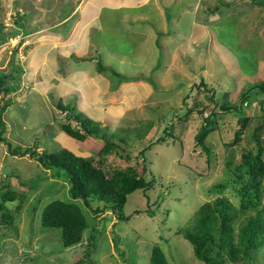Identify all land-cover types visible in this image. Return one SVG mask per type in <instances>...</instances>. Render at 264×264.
<instances>
[{"label":"rangeland","instance_id":"374dc122","mask_svg":"<svg viewBox=\"0 0 264 264\" xmlns=\"http://www.w3.org/2000/svg\"><path fill=\"white\" fill-rule=\"evenodd\" d=\"M23 35L27 38L22 39ZM15 49L16 62L24 69L12 80L8 64ZM98 53L104 68H115L116 72L111 69L114 73L130 78L100 71L95 63ZM37 54L40 57L35 61L32 56ZM122 64L127 68L119 71ZM0 75L14 88L9 96L0 94V109L2 102L10 100L1 115L0 195H15L4 203L12 220L0 226V264H150L154 246L161 248L168 264H204L177 231L189 226L202 204L220 196L214 190L220 184L222 195L238 209L240 184L233 181L227 164L232 168L239 164L241 154L257 150L253 135L264 121V111L258 101L242 104L250 121L236 144L232 141L240 129L239 115L220 113L216 130L204 142L208 156L194 138L203 108L211 106L219 112L225 102L240 103L248 89L264 87L262 4L0 0ZM200 81L217 92L214 102L205 86L195 85ZM188 88L191 97L186 101ZM132 91L140 92L134 100L126 94ZM71 102L74 113L91 118L93 111V120H104L100 124L105 139L124 151L127 159L115 153L102 157L105 168L123 170L132 165L141 172L144 159L145 180L154 181L149 190L130 194L122 212L91 215L95 248L89 244L87 231L80 244L64 248L59 230L40 225L41 212L49 202L68 198V185L53 178L31 153L62 148L84 158H101L97 152L105 140L78 142L62 131L65 124L79 127L62 110ZM170 123L171 135L165 136L162 130ZM160 137H165L162 144L141 153ZM257 137L264 145V131ZM7 142L12 148L20 147L19 154L13 156ZM262 188L264 211V180ZM90 206L101 208L95 202ZM261 245L253 253L252 264H264Z\"/></svg>","mask_w":264,"mask_h":264},{"label":"trees","instance_id":"16d2710c","mask_svg":"<svg viewBox=\"0 0 264 264\" xmlns=\"http://www.w3.org/2000/svg\"><path fill=\"white\" fill-rule=\"evenodd\" d=\"M251 2L262 4L264 7L262 0H252ZM211 11L215 13L216 9ZM22 28L24 30L22 32L26 33L23 26ZM13 53L8 64L12 72L9 77L12 80H17L19 75L22 74L23 68L21 64L16 62V49ZM95 60L100 71L111 72V70L108 69L109 71H107V69L102 67L101 54L98 53ZM114 76L117 75L114 74ZM6 78L0 75V94L4 97L14 92V88L10 83V86L5 84ZM120 78L127 79L124 76H120ZM195 85L205 86L203 81ZM206 89L208 88L206 87ZM207 91H210L211 94L209 99L214 102L217 92L212 88ZM189 97L191 96L188 93L185 100L187 101ZM253 101H258L261 107L259 109L264 111V87L262 85L248 89L241 95L240 103L237 105H229L225 102L220 105L219 108L221 109L219 112L211 106L203 108L201 111V125L194 139L196 146L201 148L205 156L209 155V149L204 144L205 139L216 130V123L221 117L220 113L222 115L227 113L239 115L240 129L235 133L232 141V144H236L240 141V135L244 127L250 121L249 117L244 116L241 108L242 104L246 105V102L250 103ZM9 102L10 100L8 99L2 102L3 106L0 109V134L4 131L1 115L6 107L9 106ZM198 106H201V104L198 103ZM62 110L67 111L70 114L69 117H73L79 123L78 129L72 128L70 124L61 126L62 131L69 138L78 142H86L90 138L103 139L105 141L97 152L98 156L101 157L97 160L77 156L68 149L62 148L53 152L43 151L38 155L31 153V155L36 156L42 166L51 172L53 178L62 180L68 185V198L65 200L55 199L49 202L41 212L40 225L43 229L59 230L64 248H71L80 244L85 239L87 231L90 240L89 244L95 248L97 235L96 231L93 230L91 215L108 210L122 212L130 194L138 190H149L154 181L145 180L144 159H142L141 172L132 165H128L123 170L105 168L102 157L106 155L115 153L119 158L127 159L122 148L113 141L105 139V132L101 128L100 123L88 118H81L80 114L74 113L76 110L73 102L66 103ZM175 117L177 120L185 118V116ZM172 129L173 124L170 123L162 131L167 136L171 135ZM263 131L264 121L254 131L253 138L258 146L255 152L241 154L239 164L232 166V168H230L231 163L227 164V168L230 169L229 171L233 175V181L240 184L238 189L240 198L238 209L233 208L229 200L222 195L221 191L224 187L220 184L214 189L220 196L202 204L194 213L189 226L177 231L179 235H182L191 244L194 257L204 264H252L255 261V257L253 258L254 251L261 244H264V211L261 209L262 182L264 180V145L257 137V134L263 133ZM164 141L165 137H160L149 142L141 150V153L146 152L155 145L162 144ZM7 144L8 150L12 151L13 156L19 154L20 147L12 148L10 143L7 142ZM14 196V193L11 192L0 195V212L3 211L0 214L1 227L11 223V216L4 208V203L12 201ZM90 202H95L101 208L97 207V209L93 210ZM86 208L91 209L90 213ZM153 213L149 212L148 214L153 216ZM103 219L107 221L109 217ZM150 264H168L163 251L158 246L152 247Z\"/></svg>","mask_w":264,"mask_h":264},{"label":"crops","instance_id":"0c3cea01","mask_svg":"<svg viewBox=\"0 0 264 264\" xmlns=\"http://www.w3.org/2000/svg\"><path fill=\"white\" fill-rule=\"evenodd\" d=\"M249 1H250V0H246V1H244V3H246V2L249 3ZM242 3H243V2H241L240 4H242ZM219 4H220V3H219ZM219 4H218V5H219ZM250 4H254V3H249V5H250ZM218 5H217V6H218ZM215 9H218V8H215ZM212 10H213V9H212ZM122 32H123V31H122ZM117 34H118V33H117ZM139 38L141 39V41H143V38H142V37H139ZM157 46H158V45H157ZM98 47L101 48V46H98ZM163 48H164V50H165L166 53H167V52L169 53V51H168V49H167L166 46H163ZM225 52H226V51L223 50V53H225ZM39 54H40V53H39ZM39 54H37V56H32V57L35 59V61L40 57ZM116 60H117V59H116ZM120 61H122V59H121ZM128 64H131V63L129 62ZM126 65H127V64H122V65H121V66H122V69L119 68V71H122L124 68H127ZM164 65H165V64H163V65L161 66V68H162ZM142 67H145V66L143 65ZM22 68H23V66H22ZM23 69H24V68H23ZM35 69H36V67L34 66V72H35ZM47 69H48V68L45 67L44 72H46ZM110 69H112L113 71L116 72V69H115V68L110 67ZM137 69H138V68H137ZM157 70H158V69H157ZM43 75H44V73H43ZM43 75H42V76H43ZM129 75L131 76L132 73L129 72ZM118 76H119V74H118ZM43 77H44V76H43ZM124 77H126V76H124ZM126 78L129 79L130 77H126ZM42 79H43V78H42ZM43 80H44V79H43ZM154 81H155V80H154ZM38 82H39V83H38ZM38 82H37L36 84H42L40 81H38ZM123 85H124V84H123ZM116 89H117V91H120V90H118V88H116ZM116 89H115V90H116ZM117 91H116V92H117ZM139 93H140L139 91H137V92L132 91L131 94H129V93H126V94H127V95H131L130 98H131L132 100H134V98H136V97L138 96ZM113 95L115 96L116 94H113ZM126 98H129V97L127 96ZM130 98L128 99L129 102H130V100H131ZM92 113H93V115L95 114V112H93V111H92ZM93 115H92V116H93ZM92 116H91V118H89V117H87V116H86V117H87L88 119H91L92 121H94V122H96V123H101L102 121H104V120L98 121V120H96L95 118H94L95 120H93V119H92ZM95 116H96V115H95ZM81 118H84V117L81 116ZM156 146H157V145H156ZM69 151H70V150H69Z\"/></svg>","mask_w":264,"mask_h":264},{"label":"clouds","instance_id":"9594fccd","mask_svg":"<svg viewBox=\"0 0 264 264\" xmlns=\"http://www.w3.org/2000/svg\"><path fill=\"white\" fill-rule=\"evenodd\" d=\"M237 1H239L240 3H241V2L244 3V1H246V0H237ZM251 1H252V0H250L249 3H252ZM21 35H22V34H21ZM25 38H27V37L23 35L22 39H25ZM22 39H21V40H22ZM20 43H21V41H20ZM101 59H102V56H101ZM92 60H93V59H92ZM101 61H102V60H101ZM95 63H96V65H97V61H96ZM102 65H103V64H102ZM97 66H98V65H97ZM102 67H103V66H102ZM105 69H107V71L111 70V69H109V68H105ZM108 69H109V70H108ZM111 71H112V70H111ZM156 71H157V70H156ZM109 72H110V71H109ZM113 73H114L113 71H112V74H111V72H110L111 75L114 76V74H116V75L118 76V73H114V74H113ZM119 77H120V76H119ZM201 87H202V86H201ZM191 89H192V86H191ZM193 90H194V89H193ZM193 90H192V91H193ZM186 91H189V88H188V90H186ZM186 91H185V94H186ZM11 94H12V93H11Z\"/></svg>","mask_w":264,"mask_h":264}]
</instances>
